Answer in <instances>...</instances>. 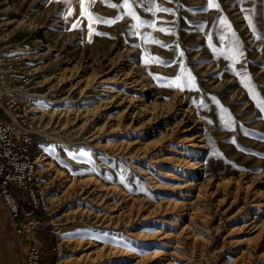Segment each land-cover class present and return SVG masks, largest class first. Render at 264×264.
<instances>
[{"label":"rangeland","instance_id":"rangeland-1","mask_svg":"<svg viewBox=\"0 0 264 264\" xmlns=\"http://www.w3.org/2000/svg\"><path fill=\"white\" fill-rule=\"evenodd\" d=\"M9 1L0 89L34 126L49 212L31 219L39 242L59 232L54 260L264 264V0ZM26 250L0 198V264Z\"/></svg>","mask_w":264,"mask_h":264},{"label":"built area","instance_id":"built-area-1","mask_svg":"<svg viewBox=\"0 0 264 264\" xmlns=\"http://www.w3.org/2000/svg\"><path fill=\"white\" fill-rule=\"evenodd\" d=\"M21 97L16 90L0 89V198L16 234L27 242L23 264H46L43 246L37 239V227L31 218L35 211L47 214L49 206L40 187L34 126ZM18 192L25 193L29 200ZM28 204L32 207L29 212L25 209ZM50 225H54L52 221L48 222L47 227ZM47 232L49 235H59L55 226L53 230L47 229ZM54 251L60 256L58 245L53 246ZM52 264H59L58 259Z\"/></svg>","mask_w":264,"mask_h":264},{"label":"snow or ice","instance_id":"snow-or-ice-1","mask_svg":"<svg viewBox=\"0 0 264 264\" xmlns=\"http://www.w3.org/2000/svg\"><path fill=\"white\" fill-rule=\"evenodd\" d=\"M66 2H70V0H66ZM93 2H95V0H93ZM152 0H149V4H151ZM110 7L112 8H118L121 12H123V9L124 8H131V7H137V8H141L143 9V0H132V3L130 4L129 3V0H122V3L118 6L116 4H110L109 5ZM146 11H152L151 8H148V9H144ZM156 11H163V12H170L171 9H168V8H163V9H156ZM155 13L153 12V15ZM73 15H76L77 16V19L73 20L71 19V17ZM83 15H86L88 17V20L89 22H99V23H103V24H107V25H111L115 22V20L113 19H106L104 17H100L98 15L96 16H93L91 14H88V13H80V12H77V13H69V17L67 18V22L70 24L71 28L72 29H75L77 27L78 24H82L83 23V20L80 19L81 16ZM128 15H131L133 19H138V17L132 13V12H129ZM122 16H118L116 19H121ZM141 24H144L146 25L147 27L149 28H154L155 27V21H152V22H145V21H140ZM89 31H91V27L89 26ZM160 31H165V29L161 28ZM98 35H103V33H97ZM144 39L147 41L149 38L147 36L144 37ZM153 43H156V44H160V41H153ZM135 46H138V45H135ZM162 47H168L167 45H161ZM159 63H163L165 64L166 66H170L168 65V62H164V61H158ZM181 79L180 76H177L176 77V80L179 81ZM162 83L164 82L163 80L161 81ZM174 83V82H172ZM180 87V89L183 91L185 88H192L194 85L192 83V78L189 74V77L187 80L184 81V83L182 84H179L178 85ZM245 86L249 88V91L250 93H252V87L251 85L245 83ZM254 95V93H253ZM261 111L264 112V104H262L261 106ZM226 126L231 128V123L230 121H226ZM243 151V149H241ZM74 156L76 155H80V156H84V155H87V153H85L84 151H81L79 153H74L73 154Z\"/></svg>","mask_w":264,"mask_h":264},{"label":"crops","instance_id":"crops-1","mask_svg":"<svg viewBox=\"0 0 264 264\" xmlns=\"http://www.w3.org/2000/svg\"><path fill=\"white\" fill-rule=\"evenodd\" d=\"M39 238L41 240L42 246H43V251H44V261L46 264H52L54 262V258L52 256L53 252V238L47 230H41L39 232Z\"/></svg>","mask_w":264,"mask_h":264},{"label":"bare ground","instance_id":"bare-ground-1","mask_svg":"<svg viewBox=\"0 0 264 264\" xmlns=\"http://www.w3.org/2000/svg\"><path fill=\"white\" fill-rule=\"evenodd\" d=\"M6 3L10 4L11 2L9 0H6ZM9 7V6H8ZM11 8V7H10ZM114 100V98H113ZM112 104V103H111ZM128 109V108H127ZM125 113V112H124ZM195 154V151L192 152V155ZM191 161H189L188 163H190ZM195 163H190L191 166H193Z\"/></svg>","mask_w":264,"mask_h":264}]
</instances>
